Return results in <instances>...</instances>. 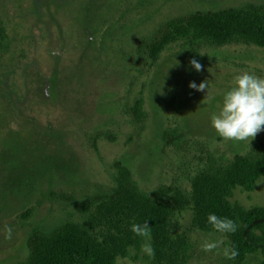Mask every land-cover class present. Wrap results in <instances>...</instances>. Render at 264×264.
Instances as JSON below:
<instances>
[{
	"label": "rangeland",
	"instance_id": "rangeland-1",
	"mask_svg": "<svg viewBox=\"0 0 264 264\" xmlns=\"http://www.w3.org/2000/svg\"><path fill=\"white\" fill-rule=\"evenodd\" d=\"M55 1L56 6L50 0L0 2L10 46L0 59V264L24 261L26 241L35 231L80 221L76 203L110 193L116 186V163L127 167L148 193L176 186L189 195L193 177L211 160H229L248 152L253 140L264 141V131L249 143L223 140L210 127V116L219 110L235 75L264 77V49L206 48L199 72L181 43L167 48L155 64L137 54L141 39L170 19L264 5V0ZM54 20L62 22L60 30ZM85 25L87 34L96 37L87 56L79 62L74 54L62 55L68 42L81 50L77 37ZM192 81H207L211 98L204 99L207 89H190ZM8 96L28 98L21 104ZM139 99L144 100L143 123L132 112ZM30 126H38L30 132L43 142L31 147L32 155L38 153L30 158L32 169L18 164L19 158L12 160L11 152L19 153L20 143L26 144L29 132L24 128ZM173 130L184 137L167 144L164 135ZM4 170L17 179L3 182ZM24 175L23 182H15ZM233 200L246 208L264 207V178L254 192L238 190ZM192 218L187 208L171 221L173 236L185 240L184 264H242L222 255L229 247L223 233L203 232ZM205 242L220 243L204 251ZM117 264L158 262L141 251L136 260L119 258Z\"/></svg>",
	"mask_w": 264,
	"mask_h": 264
},
{
	"label": "trees",
	"instance_id": "trees-1",
	"mask_svg": "<svg viewBox=\"0 0 264 264\" xmlns=\"http://www.w3.org/2000/svg\"><path fill=\"white\" fill-rule=\"evenodd\" d=\"M57 2L50 0V5L56 6ZM56 23L57 30H60L62 22ZM87 30L90 31V28L85 25L83 33L77 37L78 43H82L81 50L77 51L76 46L68 42L62 55L74 54L79 62L85 58L96 40L93 34H87ZM176 43L186 47L190 60L196 59L198 62L206 48L246 45L264 49V5L247 4L220 11H196L170 19L160 24L150 36L141 39L137 54L155 64L165 50ZM9 47L7 29L0 19V59L7 54ZM52 84V80L47 82L50 87ZM8 97L13 103L21 104H25L28 98ZM143 106L144 100L139 99L132 108L139 123L145 119ZM28 114L30 116V112ZM30 127L24 128L29 132L25 139L28 146L21 142L19 153L14 149L11 152L12 160L19 158L18 164L32 169L30 158L38 153L32 155L31 147H41L43 142L30 132L38 126ZM183 137L181 132L173 130L165 133L164 140L170 144ZM115 167L116 186L110 193L76 203L80 221H67L50 231H35L26 241L27 258L15 264H117L119 258L136 260L145 240L136 236L130 226L144 221L148 222L151 230V244L155 253L152 258L158 264H184L185 240L173 236L171 221L187 208L192 210L193 225L203 232H217L207 223L209 213L233 220L237 224L236 231L223 234L229 246L237 250L236 257L242 264H264V207L246 208L233 200L238 190L254 192L259 180L264 178L263 140H253L245 154H238L229 160H211L205 169L193 177L189 195L176 186H161L148 193L135 182L127 167L121 163H116ZM4 174L6 178L3 182L18 177L16 173L8 171ZM26 175L15 182H23ZM8 178L10 180H6ZM4 188L10 190L15 186ZM29 214L25 213L22 218H27Z\"/></svg>",
	"mask_w": 264,
	"mask_h": 264
},
{
	"label": "clouds",
	"instance_id": "clouds-1",
	"mask_svg": "<svg viewBox=\"0 0 264 264\" xmlns=\"http://www.w3.org/2000/svg\"><path fill=\"white\" fill-rule=\"evenodd\" d=\"M189 63L195 71L201 70L198 60L192 59ZM188 87L199 92L207 89L204 99L211 98L208 95L207 81L199 84L192 81L189 82ZM262 126H264V77L249 72L235 75L231 86L223 92L219 110L210 116V127L223 140L250 143L259 132L264 131ZM207 223L221 233H234L237 229V224L233 220L218 217L215 213L207 215ZM130 230L136 236L144 238L145 242L141 245V251L148 257H153L155 253L151 244V230L148 222L133 223ZM219 243L205 242L202 249L211 251L217 248ZM222 255L228 260H234L238 252L235 247L229 246L223 249Z\"/></svg>",
	"mask_w": 264,
	"mask_h": 264
},
{
	"label": "water",
	"instance_id": "water-1",
	"mask_svg": "<svg viewBox=\"0 0 264 264\" xmlns=\"http://www.w3.org/2000/svg\"><path fill=\"white\" fill-rule=\"evenodd\" d=\"M45 91H46V94L49 95V88L48 87L46 88Z\"/></svg>",
	"mask_w": 264,
	"mask_h": 264
},
{
	"label": "flooded vegetation",
	"instance_id": "flooded-vegetation-1",
	"mask_svg": "<svg viewBox=\"0 0 264 264\" xmlns=\"http://www.w3.org/2000/svg\"><path fill=\"white\" fill-rule=\"evenodd\" d=\"M89 32V30H87V33ZM47 87H50L49 85H47Z\"/></svg>",
	"mask_w": 264,
	"mask_h": 264
}]
</instances>
